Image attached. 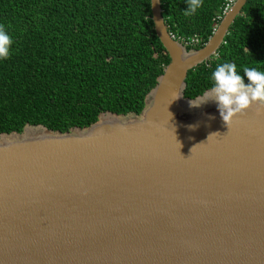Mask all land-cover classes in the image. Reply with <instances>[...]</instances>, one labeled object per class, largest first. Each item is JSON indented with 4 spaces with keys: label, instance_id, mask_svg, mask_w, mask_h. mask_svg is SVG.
Returning <instances> with one entry per match:
<instances>
[{
    "label": "water",
    "instance_id": "95a60500",
    "mask_svg": "<svg viewBox=\"0 0 264 264\" xmlns=\"http://www.w3.org/2000/svg\"><path fill=\"white\" fill-rule=\"evenodd\" d=\"M246 3L187 50L150 0L170 62L139 115L0 134V264H264V115L184 96Z\"/></svg>",
    "mask_w": 264,
    "mask_h": 264
},
{
    "label": "trees",
    "instance_id": "16d2710c",
    "mask_svg": "<svg viewBox=\"0 0 264 264\" xmlns=\"http://www.w3.org/2000/svg\"><path fill=\"white\" fill-rule=\"evenodd\" d=\"M227 0H203L185 16L188 0H161L168 32L197 37L199 50L224 16ZM0 24L14 39L0 59V134L26 125L68 132L102 112L139 115L170 59L157 38L150 0H0ZM231 62L264 71V0H247L223 44L190 70L185 98L213 87L217 65ZM245 83H249L245 77Z\"/></svg>",
    "mask_w": 264,
    "mask_h": 264
},
{
    "label": "clouds",
    "instance_id": "9594fccd",
    "mask_svg": "<svg viewBox=\"0 0 264 264\" xmlns=\"http://www.w3.org/2000/svg\"><path fill=\"white\" fill-rule=\"evenodd\" d=\"M202 7L203 0H188V10L184 11V15H194ZM13 44L14 39L7 27L0 24V59H7L11 55ZM242 72L243 75L238 73L235 63L217 65L211 77L213 87L205 93L207 102L218 103L220 115L229 129L233 121L248 110L254 109L257 115H264V71L257 67L243 66ZM245 77L249 81L247 84ZM216 135L220 133H214L209 138Z\"/></svg>",
    "mask_w": 264,
    "mask_h": 264
},
{
    "label": "built area",
    "instance_id": "2783aa9c",
    "mask_svg": "<svg viewBox=\"0 0 264 264\" xmlns=\"http://www.w3.org/2000/svg\"><path fill=\"white\" fill-rule=\"evenodd\" d=\"M235 0H227V3L225 4V8H224V11H223V14H225L228 9L230 8V6L233 4ZM215 27H216V24H215ZM216 29V28H215ZM170 37L173 39V40H176L178 41L179 43H181L185 48L187 46H193L195 44H197L199 42L198 38L197 37H191V38H187V39H180V38H176L175 35L169 33Z\"/></svg>",
    "mask_w": 264,
    "mask_h": 264
},
{
    "label": "bare ground",
    "instance_id": "6f19581e",
    "mask_svg": "<svg viewBox=\"0 0 264 264\" xmlns=\"http://www.w3.org/2000/svg\"><path fill=\"white\" fill-rule=\"evenodd\" d=\"M104 119H105L104 116H102V117H101V120H104Z\"/></svg>",
    "mask_w": 264,
    "mask_h": 264
}]
</instances>
